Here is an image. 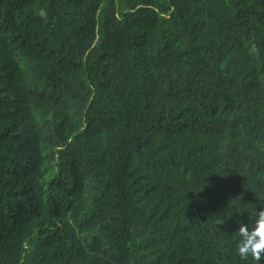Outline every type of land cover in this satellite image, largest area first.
<instances>
[{
	"label": "trees",
	"instance_id": "1",
	"mask_svg": "<svg viewBox=\"0 0 264 264\" xmlns=\"http://www.w3.org/2000/svg\"><path fill=\"white\" fill-rule=\"evenodd\" d=\"M259 203L264 0H0V264H264Z\"/></svg>",
	"mask_w": 264,
	"mask_h": 264
},
{
	"label": "clouds",
	"instance_id": "2",
	"mask_svg": "<svg viewBox=\"0 0 264 264\" xmlns=\"http://www.w3.org/2000/svg\"><path fill=\"white\" fill-rule=\"evenodd\" d=\"M41 16L46 13L41 10ZM250 222H241L238 224L237 232L241 237L236 251L242 259H247L251 255L254 259H260L264 254V203H259L251 212Z\"/></svg>",
	"mask_w": 264,
	"mask_h": 264
}]
</instances>
